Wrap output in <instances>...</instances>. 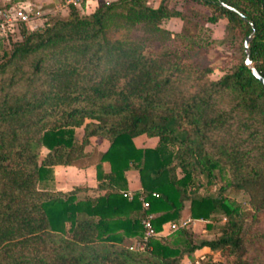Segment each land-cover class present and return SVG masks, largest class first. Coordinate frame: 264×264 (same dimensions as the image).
<instances>
[{"label": "trees", "instance_id": "obj_1", "mask_svg": "<svg viewBox=\"0 0 264 264\" xmlns=\"http://www.w3.org/2000/svg\"><path fill=\"white\" fill-rule=\"evenodd\" d=\"M176 1L212 8L208 21L227 19L234 37L253 34L250 57L264 75V0H99L89 14L69 4L39 30L21 23L0 62V264H183L205 247L221 259L203 264H264V84L245 59L212 78L193 36L187 50L160 51L109 35L137 24L166 32L163 19L183 17ZM142 134L156 145L138 146ZM60 164L94 165L97 186L50 188ZM129 170L141 182L131 195ZM228 188L248 196L246 226ZM187 207L208 229L224 216L221 234L164 235ZM149 215L157 235L134 249Z\"/></svg>", "mask_w": 264, "mask_h": 264}, {"label": "rangeland", "instance_id": "obj_2", "mask_svg": "<svg viewBox=\"0 0 264 264\" xmlns=\"http://www.w3.org/2000/svg\"><path fill=\"white\" fill-rule=\"evenodd\" d=\"M112 1V0H106ZM24 4L30 10H32V16L34 18L28 22L30 31L42 29L47 22L52 21L57 17H66L69 14V4L67 0H0V7H5L7 4ZM148 3L157 5L159 0H148ZM99 4V0H83L82 6L78 9L82 14H89L94 11ZM174 7L183 13L181 16H173L162 20L160 26L165 29L166 32L154 33L146 29L142 24H137L130 28H121L111 30L110 36L115 38H132L135 41L142 42L146 49H158L160 51L170 50H187V40L184 39L185 35L193 36L197 40V47L202 49L199 54L201 60H204L206 64L213 67L211 73L212 78H218L225 71L232 70L242 60H246L244 55L245 50V39L242 37H234L233 31L229 28L227 19H220L216 23L208 21V16L212 14V8L202 3L193 2H181L176 1ZM21 23H15L11 25L7 31V37H0V62L4 60V52L12 48L13 42L21 39L20 32ZM1 36V35H0ZM197 49V48H195ZM204 57V58H203ZM24 84H18L16 88H23ZM1 85V81H0ZM230 102L229 98L225 100V104L228 105ZM77 134H83V128L79 127L76 129ZM157 139H149L146 135H142L136 139L139 145L143 144H155ZM95 143L97 142L94 139ZM108 142H104L100 145L101 149L106 148ZM47 149L43 148L42 153H46ZM55 172V169H54ZM53 181L50 180L48 186L50 188H73L74 182H69L65 185L61 178L57 184L55 179V173ZM225 182L221 176L217 175V181L210 188L216 193L220 190V186L224 185ZM68 186V187H65ZM85 186V185H80ZM204 188H201V192H204ZM229 197L237 200L242 204L243 212L245 213V226L250 222L252 215V207L248 202V196L243 191H237L232 188H228L225 192ZM191 217L190 209L187 207L180 219H186ZM193 219V218H192ZM225 217L218 216V220H213L214 227L208 229L206 227L207 221L201 219H193L186 225V228L192 233L193 238L196 242H200L203 239H212L221 234L220 226L224 223ZM166 234L173 232L169 224L166 228L163 227ZM264 256V251H263ZM263 256H260L262 261ZM183 264H191L188 257H184ZM192 264H203L208 261L217 262L221 259L219 251H211L208 247L197 250L193 257Z\"/></svg>", "mask_w": 264, "mask_h": 264}, {"label": "built area", "instance_id": "obj_3", "mask_svg": "<svg viewBox=\"0 0 264 264\" xmlns=\"http://www.w3.org/2000/svg\"><path fill=\"white\" fill-rule=\"evenodd\" d=\"M82 1L83 0H67L68 4H74L76 7L82 6ZM33 18L34 16H32V10H30L27 6H24V4L20 3L13 4L11 6L0 7V37L8 38L7 31L11 25L15 23L27 24ZM148 206L149 203L143 200V207L148 208ZM152 217L153 215H149L144 219L143 223L145 227V232L141 238L136 239L134 241V249L143 250L146 247L149 239L157 235V232L151 222ZM191 221L192 218L188 217L186 219H179L178 221H171L168 224L170 229L174 231L180 227H186V225Z\"/></svg>", "mask_w": 264, "mask_h": 264}, {"label": "crops", "instance_id": "obj_4", "mask_svg": "<svg viewBox=\"0 0 264 264\" xmlns=\"http://www.w3.org/2000/svg\"><path fill=\"white\" fill-rule=\"evenodd\" d=\"M144 135V134H142ZM142 135H139L137 137H135V143L138 146H154L157 143L158 138L157 137H150L148 135H146V137L149 139H157L155 144L149 145V144H143V145H139L136 142V139ZM106 142V141H105ZM106 149V148H104ZM102 149V150H104ZM55 169V179L57 184L59 183L58 181H60V179H63V183H65V185L69 182H74L75 186H80L85 185L87 187H96L98 184V180L96 177V168L94 165L88 166V167H77L75 165H55L54 166ZM126 176H127V181H128V192L129 194H131L134 190L140 189L141 188V182L139 179V175L138 172L135 170H129L126 172ZM68 187V186H65ZM58 190H63V191H67L70 190L72 188H61V187H57ZM189 217V216H188ZM191 218V217H190ZM193 221V219H192ZM169 223V222H168ZM166 223L164 226L166 228V225L168 224ZM163 234L165 235L166 232L163 230ZM195 261V259H194ZM190 263L192 264L193 262L190 261Z\"/></svg>", "mask_w": 264, "mask_h": 264}, {"label": "water", "instance_id": "obj_5", "mask_svg": "<svg viewBox=\"0 0 264 264\" xmlns=\"http://www.w3.org/2000/svg\"><path fill=\"white\" fill-rule=\"evenodd\" d=\"M232 9H235L234 7L229 6ZM253 25V23H252ZM253 39V34L248 35L245 38V50L247 52L246 55V60L245 63L246 65L250 68L251 72L253 73V75L260 80V82H262L264 84V75L261 74V72L255 67V65L253 64V60L250 57V52H249V45H250V41Z\"/></svg>", "mask_w": 264, "mask_h": 264}]
</instances>
